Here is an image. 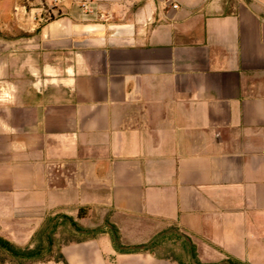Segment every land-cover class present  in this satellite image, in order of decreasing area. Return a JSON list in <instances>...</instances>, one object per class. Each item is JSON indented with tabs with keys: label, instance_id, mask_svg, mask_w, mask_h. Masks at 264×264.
Returning <instances> with one entry per match:
<instances>
[{
	"label": "crops",
	"instance_id": "obj_1",
	"mask_svg": "<svg viewBox=\"0 0 264 264\" xmlns=\"http://www.w3.org/2000/svg\"><path fill=\"white\" fill-rule=\"evenodd\" d=\"M54 1L0 0L24 31L0 37V232L43 264H264V0H59L41 24ZM172 226L185 257L150 246Z\"/></svg>",
	"mask_w": 264,
	"mask_h": 264
},
{
	"label": "rangeland",
	"instance_id": "obj_2",
	"mask_svg": "<svg viewBox=\"0 0 264 264\" xmlns=\"http://www.w3.org/2000/svg\"><path fill=\"white\" fill-rule=\"evenodd\" d=\"M38 6L42 7L41 10V20L39 21L41 24L45 23L46 21L55 18L57 15L60 14L58 10H53V7L50 6L47 3H39ZM232 3L230 2V5L227 8H232ZM34 8H37L35 4L27 3L26 10L33 12ZM27 11L24 13L27 14ZM37 11V10H36ZM11 25L15 27L13 32L11 31ZM9 29V30H7ZM8 31V32H6ZM22 34H24V31L22 28H20L19 24H14L13 21L10 22L9 28L6 27L5 24H2L0 22V37L5 40L6 38L10 37H20ZM4 56V55H3ZM0 80V97H13V95L17 92L18 86L14 84H5ZM2 99V98H0ZM0 238L9 240L4 234L0 232ZM151 248L162 252V253H168V254H174L179 256H187L190 253L191 246L189 245V242L187 239H185L183 233L177 228V227H169V229L165 230L161 235L155 240L151 245ZM13 247L20 253H22L25 256L22 257H14L8 250L0 249V258L8 259V260H14L17 264H43L42 260H47L48 258L52 256H58L57 254V248L56 252H53L52 254H40L38 257L35 258H27V255L30 253H35L38 248L29 249L28 247H21L16 246L13 244ZM40 250V249H39ZM40 253H42V249L40 250ZM201 264V263H196ZM230 264V263H226Z\"/></svg>",
	"mask_w": 264,
	"mask_h": 264
},
{
	"label": "trees",
	"instance_id": "obj_3",
	"mask_svg": "<svg viewBox=\"0 0 264 264\" xmlns=\"http://www.w3.org/2000/svg\"><path fill=\"white\" fill-rule=\"evenodd\" d=\"M87 215V209L86 208H81L79 216L84 217ZM5 249L8 250L14 257H22L25 256L22 253L18 252L14 247L13 243L10 240L0 238V249ZM7 263H12V264H17L14 260H8V259H3L0 258V264H7Z\"/></svg>",
	"mask_w": 264,
	"mask_h": 264
},
{
	"label": "built area",
	"instance_id": "obj_4",
	"mask_svg": "<svg viewBox=\"0 0 264 264\" xmlns=\"http://www.w3.org/2000/svg\"><path fill=\"white\" fill-rule=\"evenodd\" d=\"M59 0H55L53 4V9L56 8ZM81 11L86 15V16H98V7L97 5L91 1V0H86L81 3L80 5Z\"/></svg>",
	"mask_w": 264,
	"mask_h": 264
}]
</instances>
